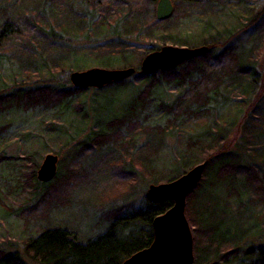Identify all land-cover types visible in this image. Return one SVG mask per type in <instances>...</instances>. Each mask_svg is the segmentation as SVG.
Segmentation results:
<instances>
[{
  "label": "trees",
  "instance_id": "1",
  "mask_svg": "<svg viewBox=\"0 0 264 264\" xmlns=\"http://www.w3.org/2000/svg\"><path fill=\"white\" fill-rule=\"evenodd\" d=\"M172 1L174 13L158 20L156 0H0V145L24 132H12L16 126L7 117L13 113L28 118L40 112L53 120L79 115L65 125L41 120L38 133L26 128L31 139H20V155L0 149V163L10 169L1 177L7 192L30 194L31 205L19 214L26 227L36 222L41 228L26 239L23 254L6 253L0 244V264H121L152 244L154 218L173 205L145 197L136 206L129 191L139 180L145 187L171 181L205 160L187 214L205 219L202 208L213 192L220 211L209 230H201L202 222L195 228V245L206 244L194 264H264V0ZM190 23H196L194 36L183 31ZM145 40L199 41L209 49L176 68L136 72L94 88L133 92H125L122 108L104 127L88 128L86 101L75 98L89 88L73 86L70 73L93 61L104 68L129 64L137 52L144 58L160 48L138 46ZM46 132L65 133L74 149L65 158L68 174L58 168L52 181L41 182L44 150L33 142L43 144ZM98 151L106 158L91 173L104 171L108 178L92 181V204L121 186L126 195L124 204L100 216V230L89 237L54 215L72 204V189L91 184L85 158Z\"/></svg>",
  "mask_w": 264,
  "mask_h": 264
},
{
  "label": "rangeland",
  "instance_id": "2",
  "mask_svg": "<svg viewBox=\"0 0 264 264\" xmlns=\"http://www.w3.org/2000/svg\"><path fill=\"white\" fill-rule=\"evenodd\" d=\"M195 24L196 23L188 24L187 26H185V29L183 31L187 32V34L189 35H193V36L196 35L197 31H196ZM183 31L181 32V34H183ZM157 44H159L160 48L164 45H175V44H172L171 42L164 44L162 42H158L154 40L152 41L145 40V41L138 42V46L140 47L142 46L144 48L146 46L151 47ZM200 44L201 43H199L198 41L196 44L195 43L190 44L189 47L200 46ZM176 45L183 46L182 44H176ZM142 60H143V53L137 52L135 57L129 62V64L117 63L114 65L115 68L113 67L109 69H122V68H127V67H134V68L139 69ZM90 67H100V65L97 64L96 61H93ZM129 88L130 87H127L126 89H118V91L113 90L112 88H106L100 91H97L94 88H89V90L84 95H82V97L75 98V101L77 103L82 102L83 100L86 101L85 111L90 117V121L89 123H87V127L90 128L92 125L93 126L98 125L99 127L102 128L105 126V123L108 120L116 116L117 112H119L120 109L122 108L121 101L123 100V97L125 98V95H126L125 92H133V90ZM16 114L17 113H13V115L8 116L7 119L12 118L13 124L16 126L15 128H13L12 132H18L20 131V129L23 128L22 130L24 132L20 134L21 135L20 139L22 142L24 141L28 142L31 139L30 137H28L29 132L26 130V128H30V130L34 131L35 133H38L40 132L39 128H42L44 126V125H40L41 120H44L45 123L51 122L53 120V116H49L48 114L40 113V112L39 114H35L33 116L29 115L28 118H27V115H24V114H19V118H18L16 117ZM78 116L79 115L76 113L70 117H66L64 115L61 119H57L58 121L56 119H54L53 121L56 120L58 123H62L64 125H65L64 122L67 121L71 124L72 120H74V123L76 122ZM70 128L72 127L70 126ZM63 130L66 131L65 128ZM87 132L88 131L80 132L78 135H76V138H78L79 140ZM20 139L19 138L12 139L5 146L0 145V149L5 150L6 156L15 157L19 153H22V151L25 149ZM34 143L36 145L34 148L44 150L42 159L40 161V165L46 154L53 153L59 156V172H61L64 175L68 174L66 165H65V162H66L65 158L68 155L69 151L70 152L73 151L74 148L72 147V144H74V142H71V145H70L69 139L67 138L65 133H63L62 135H58V133L55 134V133L46 132L44 134L43 144H41L40 142L38 143L33 142V144ZM33 144L32 142H29L28 147L31 148ZM101 152L102 151L96 152L97 155L95 153L96 156L91 160L89 158H85L84 156L86 169L88 171L87 173L90 175V178L86 177L85 181L86 182L91 181V184L87 183L85 184V186H79V187L72 189V192H73L72 204L70 206H67V209L66 207H63L60 213L56 212L54 215L56 220H60V221L63 220V223L67 222L66 224L67 226H70L76 230L77 229L81 230L83 233L87 234L89 237L93 236L96 230L97 231L100 230L99 228L95 227L102 220L100 216H102L107 210H110V208L116 205L120 206L125 203L126 186H121L120 188L115 189L111 193V196L108 197L105 202H101V203L97 202L99 204H95V205L92 204L91 202L92 197H93L92 196L93 191L91 189L92 181L95 186L96 183L103 182L104 179L107 180L108 178V173L104 171H101V172L95 171L93 175L91 173L92 169L96 165L97 166L99 165L98 164L99 161L106 158L105 157L106 155L105 156L103 155L101 157L99 156ZM78 168L80 167L78 166ZM9 172H10V169L6 168L4 165H2V163H0V179L2 175L8 176ZM94 175L96 179H94ZM164 182L162 181L161 183H164ZM134 183L135 184L137 183L136 179ZM136 187H137V190H135L134 192L133 190H130L129 194L132 195V199L137 206L144 202L148 187H145V183L140 182V180L136 184ZM29 196L30 194L28 193L22 194L19 196L17 195L12 196L11 194L9 195V193L7 192L6 186H4L3 184V179L0 180V244L2 245L1 248H3L6 251V253H12L14 251H18L23 254L24 244H25L26 239L33 235H36V233H39V230L41 229L39 223H36V222H31L26 227V225L24 224L22 220V217L19 214L21 213V207L31 205L32 201L28 199L30 198ZM214 198H217L216 194H214V192L210 193V196L207 199L206 205L202 208L205 219L200 217V214H191V212L187 214V210H186V216L190 222L192 232H193V237H194L195 256L204 254L205 252L204 245L206 244V242L204 241L202 246L201 244L199 246L198 243H196L195 245L196 236H195L194 231H195L197 224L201 226V222H202L201 230L204 231V230H209L207 227L208 224H211L213 223V221L216 222L218 220L216 216L217 214H219L220 205L219 204L213 205L214 202H217V200H215ZM7 207H12L16 209L17 213H14L12 211L11 213H5V212H9ZM197 209H199V207H197ZM203 227H205V229ZM30 264H35V263L30 262Z\"/></svg>",
  "mask_w": 264,
  "mask_h": 264
},
{
  "label": "water",
  "instance_id": "3",
  "mask_svg": "<svg viewBox=\"0 0 264 264\" xmlns=\"http://www.w3.org/2000/svg\"><path fill=\"white\" fill-rule=\"evenodd\" d=\"M172 0H158L156 17L165 20L174 13ZM206 45L189 47L186 45H164L160 49L148 52L139 67L109 69L91 67L72 71L69 75L73 86L78 88H104L132 76L136 72L149 75L159 70L176 68L185 61L208 51ZM209 161L205 160L177 178L159 184H151L146 197L153 203L172 201L166 212L153 220L154 239L152 244L132 254L121 264H194V237L190 222L186 216L187 198L201 183ZM59 168V156L46 154L37 171L41 182L52 181Z\"/></svg>",
  "mask_w": 264,
  "mask_h": 264
}]
</instances>
